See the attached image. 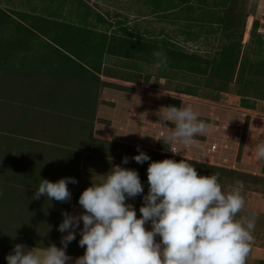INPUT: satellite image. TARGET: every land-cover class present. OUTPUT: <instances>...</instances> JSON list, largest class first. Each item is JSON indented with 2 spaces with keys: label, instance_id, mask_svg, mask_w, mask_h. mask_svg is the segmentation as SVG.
I'll list each match as a JSON object with an SVG mask.
<instances>
[{
  "label": "crops",
  "instance_id": "0c3cea01",
  "mask_svg": "<svg viewBox=\"0 0 264 264\" xmlns=\"http://www.w3.org/2000/svg\"><path fill=\"white\" fill-rule=\"evenodd\" d=\"M0 7L21 12L37 8L40 14H54L57 19L84 26L91 32L92 39L86 44L88 47L83 42L78 52L87 60L83 61L84 66L105 84L100 89L96 109L92 105V98H88L92 97L93 91L69 88L67 92L70 91L72 95H85V103L78 102L70 106L54 104L47 111L45 107L42 111L37 110L38 113L43 112L37 113L43 131L47 133L46 122H53L54 131L58 135L32 137L24 142L22 152L9 155L13 160L10 167L23 184L29 185L23 188L25 191L34 193L43 179L56 182L71 177L77 181L68 185L71 193L69 201L54 200L53 209L58 217L63 212L81 214L83 210L78 204L80 194L91 183L101 181V175L111 171L113 166L119 165L136 170L144 186L141 195L126 201L133 205L139 218L142 196L148 190L146 169L149 163L166 159L162 156L191 160L171 156L170 150L158 152L156 149L158 132L161 130L159 123L166 100L184 103L190 96L181 93L179 88L190 86V83L184 69L171 67L168 60L164 67L155 68L158 59L154 53L161 48L188 55L195 52L204 57H213L225 42V34L228 31L236 32L241 21L245 27L242 37L244 50L249 43L254 22L258 25L256 35H260L264 41V0H54L53 4L49 0H0ZM231 7L234 8L231 15L237 26L223 30L225 16ZM111 38L116 39L112 42ZM47 43L50 44L48 41L38 42V55L48 58L55 54L59 69L65 61L51 47L52 44L48 46ZM55 74L58 76V71ZM54 123L60 127L80 125L84 131L81 135H62L61 128L58 130ZM249 148L252 154L247 152L248 146L245 145L239 162L237 158L232 162L231 158L234 157L227 153L213 155V159L218 158L216 160L220 163L215 167L244 175H256L253 171L257 168L250 161L256 147L251 145ZM179 151L182 152L180 148ZM140 152L148 155L150 160L143 164L135 163L131 158ZM124 157L129 159L127 164L122 163ZM199 164L206 163L201 161ZM239 164L242 168H239ZM236 183L225 178L220 185L224 192H228ZM242 196L245 205L237 219L241 216L256 217L246 264H264V196L245 186ZM26 204L29 205V202ZM40 206L47 209V203ZM82 226L81 223L79 227ZM6 234L8 238V228ZM66 234L63 233V236ZM79 239L77 232L76 239L66 249V254L73 261L84 253V249L78 246ZM11 253L10 248L0 246V264H6L5 257Z\"/></svg>",
  "mask_w": 264,
  "mask_h": 264
},
{
  "label": "clouds",
  "instance_id": "9594fccd",
  "mask_svg": "<svg viewBox=\"0 0 264 264\" xmlns=\"http://www.w3.org/2000/svg\"><path fill=\"white\" fill-rule=\"evenodd\" d=\"M154 56L155 68L166 65L162 52ZM160 125L165 142L185 147L199 148L196 138L212 131L191 106L163 107ZM131 159L143 164L150 157L140 152ZM255 159L264 161V143L256 145ZM128 162V157L122 159L123 164ZM146 175L148 190L142 196L139 218L126 202L144 192L139 174L113 166L80 194L81 214L62 213L57 231L67 234L60 247L50 244L36 251L16 244L5 257L6 264H246L256 217L237 219L245 205L241 182L224 192L218 173L199 176L194 165L183 159L153 161ZM75 183L71 177L56 182L43 179L32 199L43 196L49 202H67L68 185ZM77 232L84 253L73 261L66 249Z\"/></svg>",
  "mask_w": 264,
  "mask_h": 264
},
{
  "label": "trees",
  "instance_id": "16d2710c",
  "mask_svg": "<svg viewBox=\"0 0 264 264\" xmlns=\"http://www.w3.org/2000/svg\"><path fill=\"white\" fill-rule=\"evenodd\" d=\"M49 1L54 3V0ZM47 8L49 9L48 6ZM233 9L231 7L225 16L223 30L237 26L231 15ZM38 11L37 8H32L30 12H21L0 7V46L4 44L1 48H5L4 59L0 52V233L3 234L0 235V246L4 249L10 248L12 251L16 244L37 249L46 248L50 244L60 247L63 233L57 231V227L63 216L58 217V213L54 211V200L49 202L43 196L32 199L34 193L23 190L29 185L23 184L21 178L12 170L10 165L13 160L9 155L22 152L24 142L31 140L32 137L58 135L54 131L56 129L52 125L53 122H46L47 133L43 131L44 127L43 125L40 127L42 122H39L37 116L43 112L38 113V109L42 111L45 107L47 111L52 109L54 104L70 106L78 102L85 103L87 98L85 95H72L70 91L67 92L69 88L93 91L92 97L88 98H92V105L96 109L100 89L105 86L84 66L83 61L87 60L78 52L83 42L85 45L90 43L92 39L90 30L57 19L54 14L44 15ZM244 28V22L241 21L236 32L228 31L225 34V42L213 57H204L195 52L188 55L160 48L159 52L164 54L171 67L182 68L189 76L190 86L179 88V91L193 97H200L201 91L221 95L228 93L230 87L234 85L235 95L239 98L242 109L253 110L256 101L264 102V41L260 35H256L258 25L254 22L249 43L244 50L242 45ZM115 39L111 38V41ZM40 41L50 42L51 47L65 61L60 68L58 66L59 69L55 54L48 59L45 57V60L38 59L36 46ZM16 52L20 56L18 60H16L18 56L15 58L12 56V53ZM57 71L58 76L55 74ZM165 106L184 107V104L167 99ZM92 115L94 116V113ZM54 124L58 130L61 128L62 135H81L84 131L80 125L77 127L68 124L60 127ZM248 128L249 119L244 125L237 154L238 162L242 157ZM158 140L156 145L158 152L171 149L172 143L160 138ZM162 157L176 162L181 161L173 157ZM185 161L194 165L199 176L218 173L219 183L225 178L232 179L264 196V177L234 173L202 165L193 160ZM26 202H29V205ZM44 203H47V209L40 206Z\"/></svg>",
  "mask_w": 264,
  "mask_h": 264
},
{
  "label": "rangeland",
  "instance_id": "374dc122",
  "mask_svg": "<svg viewBox=\"0 0 264 264\" xmlns=\"http://www.w3.org/2000/svg\"><path fill=\"white\" fill-rule=\"evenodd\" d=\"M1 47H4V44L0 46V52L3 54L4 59L5 48ZM192 51H197V49H192ZM12 56L14 58L17 57V52L12 53ZM36 56H38L39 60H45V58L39 56L38 53ZM19 58L20 56H18L16 60ZM200 94V97L190 96L186 98L183 104L184 106H191L192 109L197 112L200 119L211 125L212 131L209 134L196 138L200 145L199 148L180 145L179 148L182 152L179 151V155L175 157L189 158L197 163L204 161L206 163L205 165L213 167L218 166V164H220L216 160L218 158L215 157L213 159V156L209 155V150L212 149L211 144L216 143L218 149L216 153L218 154L221 147L226 145V153L228 156L234 157L231 158L233 162L237 158L238 150L240 149V141L247 119H249V128L245 139V145L248 146L247 152L252 154L253 151L249 148L251 145L256 147L258 143H264V106L261 105V103L264 102L256 101L253 110L242 109L240 107V100L235 95L234 85H232L226 95H216L206 91H201ZM169 154L173 156L170 151ZM254 154L255 153L250 157V161H252L253 165L257 168L253 172H255L256 175L264 177V161H257ZM239 168H242V165L239 164Z\"/></svg>",
  "mask_w": 264,
  "mask_h": 264
},
{
  "label": "built area",
  "instance_id": "2783aa9c",
  "mask_svg": "<svg viewBox=\"0 0 264 264\" xmlns=\"http://www.w3.org/2000/svg\"><path fill=\"white\" fill-rule=\"evenodd\" d=\"M261 105L264 106V103H261ZM162 130L163 129H161L158 132V138H160V139H163L161 137V135H160V133H161ZM180 145H182V144H180L179 142H172V146H171V149H170V153L172 155H174V156H178L179 155V148H178V146H180ZM211 145H212L211 146L212 149L209 150V152H210L209 155L213 156V155H216L217 154L216 152L218 151V149H217V144L216 143H213ZM226 150H227V146L226 145H223L221 147V149L219 150V153L218 154L224 155L226 153ZM225 157H224V160L223 161H225V159H226Z\"/></svg>",
  "mask_w": 264,
  "mask_h": 264
}]
</instances>
